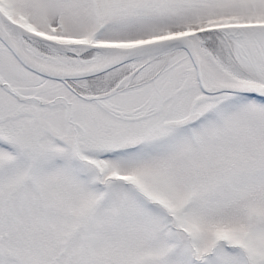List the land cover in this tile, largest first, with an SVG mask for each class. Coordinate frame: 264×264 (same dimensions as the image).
<instances>
[{
    "label": "snow or ice",
    "instance_id": "1",
    "mask_svg": "<svg viewBox=\"0 0 264 264\" xmlns=\"http://www.w3.org/2000/svg\"><path fill=\"white\" fill-rule=\"evenodd\" d=\"M0 264H264V0H0Z\"/></svg>",
    "mask_w": 264,
    "mask_h": 264
}]
</instances>
